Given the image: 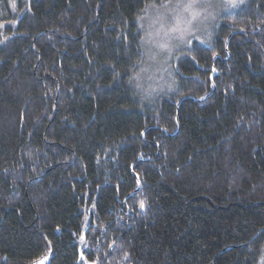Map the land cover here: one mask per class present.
Returning a JSON list of instances; mask_svg holds the SVG:
<instances>
[{"label": "trees", "instance_id": "trees-1", "mask_svg": "<svg viewBox=\"0 0 264 264\" xmlns=\"http://www.w3.org/2000/svg\"><path fill=\"white\" fill-rule=\"evenodd\" d=\"M157 1L0 0V264L258 263L264 0L142 100L138 18Z\"/></svg>", "mask_w": 264, "mask_h": 264}, {"label": "rangeland", "instance_id": "rangeland-1", "mask_svg": "<svg viewBox=\"0 0 264 264\" xmlns=\"http://www.w3.org/2000/svg\"><path fill=\"white\" fill-rule=\"evenodd\" d=\"M245 1L158 0L149 4L138 18L143 59L133 78L134 89L142 100L172 91L178 53L185 51L193 39L210 42L221 15L236 11ZM189 3L191 8L186 7ZM144 89H151V94ZM49 255L48 250L31 264H46ZM257 264H264V248Z\"/></svg>", "mask_w": 264, "mask_h": 264}, {"label": "water", "instance_id": "water-1", "mask_svg": "<svg viewBox=\"0 0 264 264\" xmlns=\"http://www.w3.org/2000/svg\"><path fill=\"white\" fill-rule=\"evenodd\" d=\"M235 32H239V30H235V31H232L230 34H229V36L227 37V39H226V49H227V45H228V42H229V38H230V36H231V34H233V33H235ZM213 73L214 74H216L217 73V71H216V69L213 67ZM213 89H214V86H212V90L209 92V93H207V94H205L204 96H202V97H198V98H195L196 100H198V101H201V100H204L212 91H213ZM183 98H185V97H181L180 99H179V101H178V103H177V107H178V104H179V102H180V100H182ZM178 131V127H177V130L175 131V132H177ZM136 176V181H137V187L132 191V192H130L127 196H130L131 194H134L135 192H137L138 191V189H139V187H140V181H139V178L137 177V175H135Z\"/></svg>", "mask_w": 264, "mask_h": 264}, {"label": "snow or ice", "instance_id": "snow-or-ice-1", "mask_svg": "<svg viewBox=\"0 0 264 264\" xmlns=\"http://www.w3.org/2000/svg\"><path fill=\"white\" fill-rule=\"evenodd\" d=\"M193 5L192 3H189L188 5H186L187 8H191ZM141 207H143V204L141 205Z\"/></svg>", "mask_w": 264, "mask_h": 264}, {"label": "clouds", "instance_id": "clouds-1", "mask_svg": "<svg viewBox=\"0 0 264 264\" xmlns=\"http://www.w3.org/2000/svg\"><path fill=\"white\" fill-rule=\"evenodd\" d=\"M144 91L147 92L148 94H151V89H144Z\"/></svg>", "mask_w": 264, "mask_h": 264}]
</instances>
